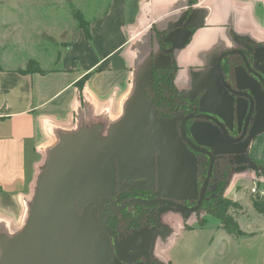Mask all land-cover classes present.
<instances>
[{"label": "crops", "instance_id": "1", "mask_svg": "<svg viewBox=\"0 0 264 264\" xmlns=\"http://www.w3.org/2000/svg\"><path fill=\"white\" fill-rule=\"evenodd\" d=\"M85 22L87 30L58 27L56 34L68 38L61 42L58 67L51 58L45 63L32 55L17 66L0 60V233L7 236L24 226L40 169L59 133L88 124L106 130L121 119L137 68L150 66L152 74L162 66L155 62L169 65L171 50L178 80L184 75L194 80L218 45H233L237 36L264 42V0H110L104 15ZM45 28L36 37L55 40ZM167 38L172 49L159 46ZM29 61L43 71H25ZM235 219L241 234L218 225L210 230L211 241L226 237L250 245L262 236L258 227L244 230ZM175 228L172 233L185 229ZM156 255L166 256L159 248Z\"/></svg>", "mask_w": 264, "mask_h": 264}, {"label": "flooded vegetation", "instance_id": "2", "mask_svg": "<svg viewBox=\"0 0 264 264\" xmlns=\"http://www.w3.org/2000/svg\"><path fill=\"white\" fill-rule=\"evenodd\" d=\"M233 42L218 45L207 59L210 65L194 80L188 75L178 80L172 50L166 53L169 65L155 62L162 66L152 68L145 97L165 129L151 139L154 146L147 140L142 141L145 147L134 142L132 175L115 178L111 203L105 207L110 213L108 225L119 242L130 230L156 228L165 214H178L183 224L189 214L199 219L202 213H213L235 171L248 159L254 162L252 147L264 136V42L246 36ZM173 45L170 38L159 42L167 50ZM170 148L183 149L189 157L178 155L180 161L171 165ZM171 168L175 173L169 179ZM186 169L193 170L196 184L194 192L186 193L188 198L159 195L157 187L165 182L182 183ZM129 252L122 250L124 255ZM157 259L152 258L151 264H161Z\"/></svg>", "mask_w": 264, "mask_h": 264}, {"label": "water", "instance_id": "3", "mask_svg": "<svg viewBox=\"0 0 264 264\" xmlns=\"http://www.w3.org/2000/svg\"><path fill=\"white\" fill-rule=\"evenodd\" d=\"M136 77L122 118L106 130L88 124L58 134L37 177L24 226L12 236L0 233V264H151L157 258L155 242L166 240L170 225L159 218L156 228L130 230L119 242L108 225L110 213L105 207L111 203L117 174L132 175L134 142L145 147L142 141L147 140L154 146L151 139L165 129L145 97L150 66H139ZM178 155L189 157L183 149L170 148V164L180 161ZM247 163L263 171L255 162L248 159ZM174 173L171 168L167 178ZM192 173L186 169L180 184L158 186L159 195L188 198L186 193L196 190ZM122 250L130 252L124 255ZM139 258L145 262L134 263Z\"/></svg>", "mask_w": 264, "mask_h": 264}, {"label": "rangeland", "instance_id": "4", "mask_svg": "<svg viewBox=\"0 0 264 264\" xmlns=\"http://www.w3.org/2000/svg\"><path fill=\"white\" fill-rule=\"evenodd\" d=\"M109 3L110 0H0V60L5 66H17L32 55L45 63L46 59L49 61L51 58L54 60V67H58L61 63L57 61V57L64 52L65 46L62 43H66L68 39H63L61 32L56 34L58 27L59 30L62 27L69 31L75 29L79 22L74 17V10L81 12L83 19L92 20L104 15L109 9ZM45 26L52 29V34L57 37L55 40L36 37L34 32L40 28L46 29ZM12 29H15L12 39L7 40L6 37L11 35L7 33H11ZM25 31L27 34H24ZM32 64L34 63L29 61L26 67ZM263 147L264 142L260 150ZM254 187L256 191L252 192L251 188ZM223 198L229 200L231 205L228 206L227 212L234 218L239 217L241 228L246 230L258 227L262 236L252 241L250 245L233 244L231 241H226V237L216 239L215 236L212 242L210 230L220 226L218 219L212 213H202L199 219L189 214V218L183 224L178 214H165L166 220L163 218V222L171 224L173 228L170 226L168 239L156 240L154 251L157 257L156 250L159 248L162 254L171 259V262L166 261V256L163 260L157 257L158 262L161 264H232V262L264 264V213L253 206L254 200L264 198V172L250 167L249 163L244 164L233 174ZM176 226L177 229L181 226L185 229L181 233L180 231L172 233Z\"/></svg>", "mask_w": 264, "mask_h": 264}, {"label": "trees", "instance_id": "5", "mask_svg": "<svg viewBox=\"0 0 264 264\" xmlns=\"http://www.w3.org/2000/svg\"><path fill=\"white\" fill-rule=\"evenodd\" d=\"M74 17L79 22V26L87 30V22H85V20L83 19L79 11L74 10ZM33 63L34 64H32V66L26 67L25 71H38V72L43 71L38 68L35 62ZM263 142H264V136H261L259 139L256 140L255 144L252 147V156H253L254 162L258 166L262 167V169L264 170V147L262 150H260V146L261 144H263ZM229 205L231 204L228 199L222 200L217 206L216 210L212 214L218 219L220 223L219 227L229 232L240 234V230H239L236 219L234 218V216H232L230 213L227 212V208ZM253 206L258 211L264 213V198L262 200H254Z\"/></svg>", "mask_w": 264, "mask_h": 264}, {"label": "built area", "instance_id": "6", "mask_svg": "<svg viewBox=\"0 0 264 264\" xmlns=\"http://www.w3.org/2000/svg\"><path fill=\"white\" fill-rule=\"evenodd\" d=\"M251 191H252V192H255V191H256V187L251 188Z\"/></svg>", "mask_w": 264, "mask_h": 264}]
</instances>
